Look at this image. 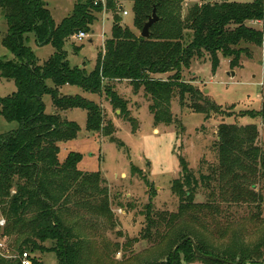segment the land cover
Segmentation results:
<instances>
[{
    "label": "trees",
    "instance_id": "16d2710c",
    "mask_svg": "<svg viewBox=\"0 0 264 264\" xmlns=\"http://www.w3.org/2000/svg\"><path fill=\"white\" fill-rule=\"evenodd\" d=\"M47 1L0 0V15L7 27L1 44L14 56L13 60L0 59V80L13 81L16 88L9 96L0 98V117L17 124L15 130L0 134V217L5 220L0 237L7 242L15 238L17 245L11 254L14 257L0 256V264H20L19 256L24 252L30 256L35 252L53 253L57 264H83L85 242L74 234L66 217L73 210H83L107 222L113 219L100 174L78 170L79 154L71 152L62 162L58 155L59 144L76 139L79 132L78 124L60 113L84 110L87 131L113 142L114 126L104 121L99 105L78 95L61 93L64 86L76 87L86 94L105 95L111 108L121 116L126 113L127 103L115 88L127 82L134 94L143 89L150 100L154 125L165 126L173 123L172 99L177 96L182 101L189 96L190 109L205 115L207 121L210 113L221 111V106L185 82L183 72L189 70L194 59L208 57L214 71L219 65V54L234 68L239 66L243 53L248 57L249 45L264 50V31L246 24L264 20L263 0L193 4L184 15V0H131L133 24L139 31L155 9L158 20L147 39L122 28L118 18L120 6L106 1L113 13L111 36L98 53L93 70L87 72L84 67L69 65L63 47L74 34L90 32L95 14L103 11L102 4L95 5L96 0H76L71 14L56 24ZM27 34L33 35L37 47L49 45L54 49L42 65H38L35 54L26 45ZM167 73L172 75L166 80L154 78ZM44 96H49L55 113L44 112ZM240 117L259 118L264 126V105L258 111H243ZM128 120L134 126V121ZM257 138L258 128L254 124H219V164L199 178L179 158L180 177L171 187L179 201L177 212L154 211L151 203L145 206L146 228L141 239L155 238L156 245L165 253L163 260L146 264H220L196 256L190 242L182 244L172 258L174 248L188 237L202 255L234 264H264V238L250 248L239 240L223 247L211 242L227 229V221L219 228L215 219L222 214V205L260 209L264 201V189L262 193L254 190V179L264 180V144L258 146ZM116 142L124 147L122 142ZM202 187L208 191V199L195 203V195ZM69 205L74 206L73 210ZM47 242L52 246L47 248ZM31 262L43 264L32 256Z\"/></svg>",
    "mask_w": 264,
    "mask_h": 264
},
{
    "label": "rangeland",
    "instance_id": "374dc122",
    "mask_svg": "<svg viewBox=\"0 0 264 264\" xmlns=\"http://www.w3.org/2000/svg\"><path fill=\"white\" fill-rule=\"evenodd\" d=\"M85 2L87 0H81ZM106 1L120 6L118 18L122 28H129L134 34L140 31L134 27L131 0H103V11L96 13V21L87 38L82 42H74L71 38L64 43L63 50L71 67H84L87 72L93 70L97 55L102 51L104 43L111 36L113 13L107 8ZM197 0H189L195 3ZM234 3H251L254 0H229ZM76 0H48V9L56 24L68 17ZM201 3H219L218 0H203ZM192 4L182 6L184 15ZM128 12L123 16L122 11ZM256 30L263 29L252 22L246 23ZM264 30V29H263ZM7 27L0 15V59L13 60L14 56L1 44ZM26 45L35 54L38 65H42L54 52L49 46L37 47L32 34H27ZM244 48V47H243ZM248 57L242 54L239 66H229V60L220 54L219 65L213 71L208 57L194 59L188 71L183 72V80L197 88L204 96L220 107L218 114H197L190 109L192 100L186 96L179 100L175 96L170 105L173 123L169 126L154 125L150 113V100L144 96L143 89L136 94L127 82L116 85L117 95L126 101V113L119 115L106 101L105 95H91L81 92L78 96L87 98L101 107L104 121L114 126L112 137L123 143L119 147L116 140L90 133L86 129V112L75 109L68 113L67 119L78 124L76 139L59 144L58 159L64 161L73 152L81 156L77 169L87 173L100 174L107 189L109 207L113 214L111 222L83 210H73L66 220L73 232L85 242L82 252L83 264H146L163 260L165 253L160 245H156L153 237L141 239L146 228L145 206L153 205L154 211L177 212L179 201L172 193L174 180L180 177L179 158L182 157L189 169L195 174L208 175L212 168L219 164L217 149V131L219 124L245 126L254 124L258 128L256 144H264V126L259 118L240 117L246 110L258 111L264 105V50L262 47L249 45ZM233 73V74H232ZM172 73L154 76L155 79L166 80ZM51 86V83L48 82ZM13 81L0 80V98L15 92ZM44 112L51 113L52 104L49 96L42 99ZM195 104H198L195 102ZM134 121L136 129L133 130ZM17 124L7 123L0 117V134L15 130ZM137 171H140L139 173ZM148 183V185L145 183ZM254 190L262 193L263 179H254ZM208 199V191L202 187L195 195V203H204ZM264 199V192H263ZM222 214L215 216L217 227H227L225 234L211 240L215 246L223 247L235 241L243 242L247 247L257 246L264 238V201L260 209L247 205H222ZM154 239V241H153ZM15 238L8 240L10 253L16 248ZM14 242V243H13ZM19 242V241H18ZM47 248L52 243H45ZM32 257L40 259L43 264H57L53 253L35 252ZM199 264V263H194Z\"/></svg>",
    "mask_w": 264,
    "mask_h": 264
},
{
    "label": "built area",
    "instance_id": "2783aa9c",
    "mask_svg": "<svg viewBox=\"0 0 264 264\" xmlns=\"http://www.w3.org/2000/svg\"><path fill=\"white\" fill-rule=\"evenodd\" d=\"M99 2L103 6V4H104L103 0H96L94 2V4L96 5ZM263 3H264V0H263ZM119 9H120V7H119ZM122 14H123V16H127L128 15V12L125 11V10H123L122 11ZM252 23L258 24V25H260L264 29V20L263 21H252ZM263 29H260V30H263ZM87 36L88 35L85 32H78L77 34H74L70 38L74 42H82L84 39L87 38ZM4 226H5V220L2 217H0V228H3ZM0 256L1 257H5V258H13L14 257L10 253V250H9V247H8V244H7V241H5L4 239H2L1 237H0ZM19 261H20V264H32V262H31V256L28 253H26V252H24L23 254H21V256H19Z\"/></svg>",
    "mask_w": 264,
    "mask_h": 264
},
{
    "label": "water",
    "instance_id": "95a60500",
    "mask_svg": "<svg viewBox=\"0 0 264 264\" xmlns=\"http://www.w3.org/2000/svg\"><path fill=\"white\" fill-rule=\"evenodd\" d=\"M158 20L157 16H156V12H155V9H153L152 11V14L151 16L147 19V22L143 25L141 31H140V37L141 38H144V39H147L149 37V30L150 28L152 27V25L154 23H156ZM233 74V73H232ZM185 242H190L191 246H192V249H193V252L196 256H200L202 257L203 259L205 260H208V261H212V262H217V263H220V264H234V263H231V262H227V261H224V260H221L219 258H216V257H213V256H206V255H202L201 253H199V251L197 250V247H196V244L194 243L193 239L191 238H185L183 239L173 250L172 252V258H174V255H175V252L176 250L182 245L184 244ZM172 264H175V262L173 261Z\"/></svg>",
    "mask_w": 264,
    "mask_h": 264
},
{
    "label": "crops",
    "instance_id": "0c3cea01",
    "mask_svg": "<svg viewBox=\"0 0 264 264\" xmlns=\"http://www.w3.org/2000/svg\"><path fill=\"white\" fill-rule=\"evenodd\" d=\"M189 0H184V3H185V5H190V4H199V3H201L203 0H197L195 3H189L188 2ZM73 88H76V87H70V86H64L62 89H61V93H63L64 95H67V96H75V95H78L77 93V90H73ZM82 92V91H81ZM13 93V92H12ZM83 93V92H82ZM84 95H86L85 93H84ZM87 99V98H86ZM44 106H45V104H44ZM72 110H75V109H71V110H66V111H64V112H62V113H60V115L63 117V118H65L66 120H68L67 119V115H68V113L69 112H71ZM81 110V109H80ZM56 111H55V109L52 107V109H51V113L50 114H52V113H55ZM68 121H70V120H68ZM61 144V143H60Z\"/></svg>",
    "mask_w": 264,
    "mask_h": 264
}]
</instances>
